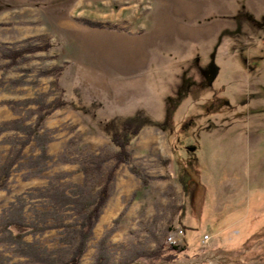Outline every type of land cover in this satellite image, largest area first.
I'll list each match as a JSON object with an SVG mask.
<instances>
[{
  "label": "rangeland",
  "instance_id": "374dc122",
  "mask_svg": "<svg viewBox=\"0 0 264 264\" xmlns=\"http://www.w3.org/2000/svg\"><path fill=\"white\" fill-rule=\"evenodd\" d=\"M135 129L79 264H264V0H0V264L68 261Z\"/></svg>",
  "mask_w": 264,
  "mask_h": 264
},
{
  "label": "trees",
  "instance_id": "16d2710c",
  "mask_svg": "<svg viewBox=\"0 0 264 264\" xmlns=\"http://www.w3.org/2000/svg\"><path fill=\"white\" fill-rule=\"evenodd\" d=\"M127 131V130H126ZM120 132V133H114L110 136V142L114 145L116 148V152L113 154V160L114 165L111 168V170L108 172L106 181L104 185L101 187V189L98 191V194L96 198L91 203H85L84 209L82 211L81 215V222L79 223V228L76 231V237H77V243H75V250L73 251L71 258L63 262L62 264H79L80 258L85 253L86 245L89 242L92 231L94 226L96 225L101 212L102 208L105 206L106 202L109 199L110 196V189L111 184L113 182V178L115 176V172L121 166L122 164H129L131 160V154L128 151V147L130 146L131 138L128 137V135L135 137L139 134V129H135L131 131V133L127 132ZM102 162V161H101ZM100 163V162H99ZM102 163L98 164L97 171L99 172L101 170ZM11 164H7L2 168L1 175H0V190H3L5 187L6 180L9 177V169ZM131 172L139 178V180H142V182H145L144 177L142 176V173L137 168H133ZM77 202V201H76ZM19 231H24L25 228H29L26 226L18 225ZM186 230V228H184ZM21 233V232H20ZM18 233L17 236L20 238L24 235V233ZM107 237H104L99 245L100 252L105 247V242L107 240ZM178 250V247L175 246L169 247V249H162L159 248L155 253L147 256V258H155L156 260H163L166 262H172L175 260L174 255L169 254L168 252H176ZM164 254H168V256H164ZM164 256V257H163ZM163 257V259H161Z\"/></svg>",
  "mask_w": 264,
  "mask_h": 264
},
{
  "label": "built area",
  "instance_id": "2783aa9c",
  "mask_svg": "<svg viewBox=\"0 0 264 264\" xmlns=\"http://www.w3.org/2000/svg\"><path fill=\"white\" fill-rule=\"evenodd\" d=\"M185 232L182 228H178L177 230L173 231L172 233H170L167 238H166V242L169 246H175L180 247L182 244V237L184 236ZM209 236L207 234L203 235L202 237V243L206 244L209 240Z\"/></svg>",
  "mask_w": 264,
  "mask_h": 264
},
{
  "label": "crops",
  "instance_id": "0c3cea01",
  "mask_svg": "<svg viewBox=\"0 0 264 264\" xmlns=\"http://www.w3.org/2000/svg\"><path fill=\"white\" fill-rule=\"evenodd\" d=\"M178 161H180L179 159H178ZM181 162V161H180ZM198 206V205H197ZM199 207V206H198ZM200 208V207H199ZM200 211V210H199ZM114 211H113V209L111 210H109L108 212H106L105 213V216H106V220H109L110 218H112V217H114ZM238 222V221H237ZM218 250L216 249V252H217ZM228 255V254H227ZM224 256V258H225V255H223ZM223 257L222 256H220V259H222ZM224 263L223 264H233V261H232V259L231 258H229V255L228 256H226V259H223L222 260Z\"/></svg>",
  "mask_w": 264,
  "mask_h": 264
},
{
  "label": "flooded vegetation",
  "instance_id": "af4514ba",
  "mask_svg": "<svg viewBox=\"0 0 264 264\" xmlns=\"http://www.w3.org/2000/svg\"><path fill=\"white\" fill-rule=\"evenodd\" d=\"M225 104H228V102H225ZM211 108H214V105H212Z\"/></svg>",
  "mask_w": 264,
  "mask_h": 264
}]
</instances>
